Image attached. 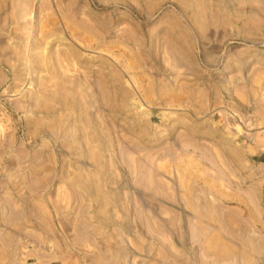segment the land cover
Segmentation results:
<instances>
[{
  "label": "rangeland",
  "instance_id": "1",
  "mask_svg": "<svg viewBox=\"0 0 264 264\" xmlns=\"http://www.w3.org/2000/svg\"><path fill=\"white\" fill-rule=\"evenodd\" d=\"M0 264H264V0H0Z\"/></svg>",
  "mask_w": 264,
  "mask_h": 264
},
{
  "label": "bare ground",
  "instance_id": "2",
  "mask_svg": "<svg viewBox=\"0 0 264 264\" xmlns=\"http://www.w3.org/2000/svg\"><path fill=\"white\" fill-rule=\"evenodd\" d=\"M47 4V3H46ZM27 12L25 11V12H22V14H23V16H24V14H26ZM27 16H29L30 17V15L29 14H26ZM25 15V16H26ZM56 22V21H55ZM54 23V22H53ZM44 24H46V23H44ZM51 27V26H50ZM48 28H49V25H48ZM67 29V28H66ZM68 31V30H67ZM41 33V32H40ZM47 40V39H46ZM77 43V42H76ZM44 47V46H43ZM42 47V48H43ZM44 49V48H43ZM103 51V50H102ZM45 52V51H44ZM113 59V58H112ZM91 154V153H90Z\"/></svg>",
  "mask_w": 264,
  "mask_h": 264
}]
</instances>
